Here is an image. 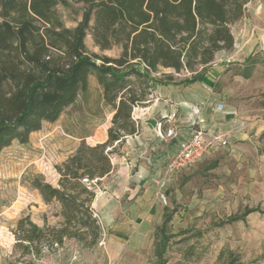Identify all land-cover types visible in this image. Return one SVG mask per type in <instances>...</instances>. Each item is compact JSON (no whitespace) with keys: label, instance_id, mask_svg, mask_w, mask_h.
<instances>
[{"label":"trees","instance_id":"obj_1","mask_svg":"<svg viewBox=\"0 0 264 264\" xmlns=\"http://www.w3.org/2000/svg\"><path fill=\"white\" fill-rule=\"evenodd\" d=\"M251 0H0V153L13 142H29L45 123H55L66 109L89 92L94 77L102 91V104L112 114L106 143L84 140L58 166V186L40 176L30 180L46 205L58 204L59 227H39L22 218L14 232L17 247L39 258L73 239L91 248L102 227L92 204L100 180L114 169L111 156L116 143L139 131L134 109L145 107L155 84L175 82L174 74L192 76V84L217 53L232 51L231 27L246 15ZM84 5L82 20L69 29L57 8ZM91 35L101 52L119 51L116 57L90 53ZM161 69L174 74H162ZM259 208H247L221 225L245 222ZM160 228L159 249L169 243L166 225ZM220 264H247L232 250H222Z\"/></svg>","mask_w":264,"mask_h":264},{"label":"rangeland","instance_id":"obj_2","mask_svg":"<svg viewBox=\"0 0 264 264\" xmlns=\"http://www.w3.org/2000/svg\"><path fill=\"white\" fill-rule=\"evenodd\" d=\"M246 8L244 18L231 27L233 52L243 44L264 50V0H251ZM57 10L65 26L72 29L82 20L84 5L68 9L59 6ZM85 43L90 53L109 57L119 53L117 49L101 52L90 34ZM111 119L112 114L102 104L101 88L91 77L88 94L66 109L57 122L45 123L39 132L31 134L28 143L15 141L0 153V264H220L222 250L240 254L247 264H264V214L221 225L246 208L260 207L264 211V159H260L264 154L259 149L247 166H239L241 163L225 153L229 146L221 148L224 153L217 157L218 168L210 169L215 158L204 159L180 175L173 189L178 194L164 207L161 220L157 215L147 218L142 208L137 209L138 215L128 208L115 222H103L93 210L102 227L94 247L66 239L53 252L43 248L39 258L17 247L14 232L22 218L29 217L39 227H59L63 222L60 206L46 205L40 193L31 188L32 177L40 176L58 186L56 168L83 140L94 145L97 137L107 133ZM150 203L153 201L145 202V206ZM166 212L172 213L166 225L169 243L161 250L160 228Z\"/></svg>","mask_w":264,"mask_h":264},{"label":"crops","instance_id":"obj_3","mask_svg":"<svg viewBox=\"0 0 264 264\" xmlns=\"http://www.w3.org/2000/svg\"><path fill=\"white\" fill-rule=\"evenodd\" d=\"M233 50L217 53L203 73V79L192 84L180 83L190 77H181L172 70L161 69L157 74L158 77L174 74L175 82L153 86L146 106L137 107L133 112L139 131L127 137L121 146L114 145L113 148L117 147L111 156L114 169L100 180V191L96 192L92 204L103 222H115L128 208L133 209L135 215H138L137 209L142 208L147 218L157 215L161 220L166 206L153 200L157 192L154 180L162 175L179 144L188 140L195 130H204L207 142L215 136L226 140L229 148L225 153L235 159V163H241L239 166H247L259 149L264 152V142L260 141L264 136V50H257L253 44H243ZM219 105L223 110H217ZM197 109L199 115L194 114ZM173 127L177 129L176 138L160 136ZM107 140L108 133L102 134L92 146ZM220 152L224 153L221 148H212L206 156L208 160L215 158L210 169L218 168ZM261 158L264 159V155ZM182 173L167 186L168 202L178 194L173 189ZM149 201L153 203L145 206Z\"/></svg>","mask_w":264,"mask_h":264},{"label":"built area","instance_id":"obj_4","mask_svg":"<svg viewBox=\"0 0 264 264\" xmlns=\"http://www.w3.org/2000/svg\"><path fill=\"white\" fill-rule=\"evenodd\" d=\"M205 89L210 90L207 87ZM217 110H223V106L219 105ZM199 113V109L194 112L195 115H199ZM177 135V129L173 127L167 130L163 136H160L166 139H174ZM205 136L206 132L198 129L192 133L188 140L181 142L176 153L167 162L162 175L154 180L157 187L156 198L164 206L168 205L167 186L175 176L201 163L212 148L218 149L229 146L228 142L219 136L212 137V140L208 142L205 140Z\"/></svg>","mask_w":264,"mask_h":264}]
</instances>
